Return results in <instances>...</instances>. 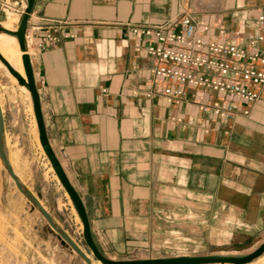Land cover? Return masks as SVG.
<instances>
[{
  "label": "crops",
  "instance_id": "1",
  "mask_svg": "<svg viewBox=\"0 0 264 264\" xmlns=\"http://www.w3.org/2000/svg\"><path fill=\"white\" fill-rule=\"evenodd\" d=\"M25 5L0 0V18L18 20ZM259 12L264 0L34 1L25 38L44 126L104 255L166 234L222 243L264 233V83L246 116L200 115L159 92L130 31L182 13L244 28ZM46 33L56 38L40 48Z\"/></svg>",
  "mask_w": 264,
  "mask_h": 264
},
{
  "label": "rangeland",
  "instance_id": "2",
  "mask_svg": "<svg viewBox=\"0 0 264 264\" xmlns=\"http://www.w3.org/2000/svg\"><path fill=\"white\" fill-rule=\"evenodd\" d=\"M4 16L0 18V23L5 20ZM5 69L0 67L2 143L12 170L84 255L88 256L90 264H95L97 260L90 254L83 241L80 219L77 218L72 202L70 203L65 196L64 189L50 168L47 157L39 148L37 128L33 124L31 102L28 99L30 96L27 97L26 91L8 77ZM171 235L166 234L164 240L159 243L128 249L120 256H107L114 259H136L179 254L237 255L247 252L246 248L255 246L258 239L259 241L264 239V233L252 234L247 240L222 243L207 242L202 235L187 238L182 236L178 238L177 235L175 238ZM263 255L264 253L260 256ZM0 264H85L84 258L67 242L62 241L45 217L19 191L1 158Z\"/></svg>",
  "mask_w": 264,
  "mask_h": 264
},
{
  "label": "built area",
  "instance_id": "3",
  "mask_svg": "<svg viewBox=\"0 0 264 264\" xmlns=\"http://www.w3.org/2000/svg\"><path fill=\"white\" fill-rule=\"evenodd\" d=\"M132 49L145 54L159 92L170 103H193L198 113L216 120L246 116L264 83V15L244 28L223 29L182 13L157 24L131 25ZM55 39L46 33L44 39ZM188 95V96H187ZM175 122L192 124V117ZM206 130L204 127L203 131Z\"/></svg>",
  "mask_w": 264,
  "mask_h": 264
},
{
  "label": "water",
  "instance_id": "4",
  "mask_svg": "<svg viewBox=\"0 0 264 264\" xmlns=\"http://www.w3.org/2000/svg\"><path fill=\"white\" fill-rule=\"evenodd\" d=\"M35 0H26V5L23 10L19 13V17L17 20V24L15 29H10L4 27L0 23V33L5 32L7 34H11L16 37V40L19 44V49L21 51L20 57L22 60V67L25 73L23 76L20 71L13 68V66L9 63V61L3 57L0 53V61L4 64L7 71L16 79V83L18 85H24L29 91V96L32 102V113L35 117L36 128L38 131V141L41 144L44 155L50 162L52 170H54L57 179L65 189L68 194L69 199H71L73 208L75 212L78 214L82 227V237L83 241L88 248L90 254L98 260L101 264H208V263H219L223 264L224 262L229 264H242L251 261V259L257 257L261 253L264 252V239L251 248L250 251L240 253L237 255L227 254V253H208V254H179L174 256H165V257H141L136 259H114L109 256L104 255L98 248L96 242L93 240L91 229L89 227L88 220V212L84 207L83 199L80 197L79 193L74 188L73 184H71L66 171L63 169V166L60 163L58 156H56L54 149L49 142L48 134L46 128L44 126L43 113L41 112V103L39 99V93L37 90V86L35 85L34 79V71H32L31 57L28 54V47L25 38L27 20L29 18V12L32 9ZM3 115L1 114L0 109V158L2 164L6 168L7 172L12 176L15 181V185L18 187L19 191L23 193V195L32 202L33 207L37 208L38 211L45 217L48 224L55 229V231L59 234L60 238L63 242H67L71 248L79 255L84 258L85 264H90L88 258L84 256V253L75 242H73L69 235L60 228V226L56 223L53 216L48 214L47 211L43 208L40 202L34 197L28 188L22 183L21 180L17 177L15 172H13L12 167L9 163V160L6 156L5 149L2 143V134H3ZM264 264V263H262Z\"/></svg>",
  "mask_w": 264,
  "mask_h": 264
},
{
  "label": "bare ground",
  "instance_id": "5",
  "mask_svg": "<svg viewBox=\"0 0 264 264\" xmlns=\"http://www.w3.org/2000/svg\"><path fill=\"white\" fill-rule=\"evenodd\" d=\"M16 23H17V17L15 15H13L11 12H9L7 19L5 21H3V23H1V24L4 27H6V28L15 29ZM0 53L3 55V57H5L9 61V63L13 66V68L17 69V71H20V73L23 76H25V73H24L23 67H22V60H21V57H20L21 51L19 49V44H18L15 36H13L11 34H7L5 32H1L0 33ZM0 67L3 68V69L6 68L1 61H0ZM5 70L7 71V69H5ZM7 73H8V77L11 78V80L16 82V79L10 74V72L7 71ZM20 87H21V89L26 91L27 95L29 96V91L27 90V88L24 85H20ZM33 124H34V126L36 125L34 114H33ZM37 140H38V131H37ZM38 143H39L38 144L39 148L41 149V151H43L39 141H38ZM50 168H52L51 165H50ZM54 174H55V172H54ZM55 177L57 178L56 174H55ZM64 193H65V196L68 198V200L71 203V199H69L68 194L65 191V189H64ZM76 215H77V218H78L79 216H78L77 213H76ZM80 225H81V222H80ZM263 253H261L260 255H262ZM260 255H258L257 257H255L253 259H251V261H253V262L249 261L247 263H242V264H249L250 262H251L250 264L264 263V255L263 256H260ZM87 258H88V256H87ZM95 264H101V263L97 260L95 262ZM212 264H217V263H212ZM223 264H229V263L224 262Z\"/></svg>",
  "mask_w": 264,
  "mask_h": 264
}]
</instances>
